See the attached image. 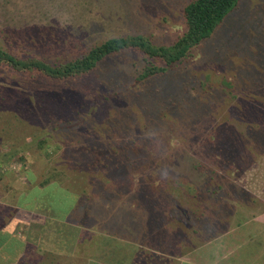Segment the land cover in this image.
Returning <instances> with one entry per match:
<instances>
[{
	"label": "rangeland",
	"instance_id": "374dc122",
	"mask_svg": "<svg viewBox=\"0 0 264 264\" xmlns=\"http://www.w3.org/2000/svg\"><path fill=\"white\" fill-rule=\"evenodd\" d=\"M193 1L0 0V46L21 57L37 55L49 61L63 62L84 56L91 48L109 38L127 34H142L155 44L171 45L184 34V10ZM146 65L147 62L139 51L128 49L107 56L86 76L61 80L60 83L45 79L33 83L28 78L26 81H18L12 88L4 84L1 92L5 94L17 88V85L22 92L19 96L21 102L15 110L5 115L0 114V129L13 131V123L31 126L29 122H34L36 125L37 120L42 122L47 118L46 113L49 111V115L58 116L59 120L48 130L44 129L43 135L51 136L53 142H60L65 153L79 150V140L74 136L78 129L82 131L89 126H99L97 122L100 120L107 123L110 129L114 122L122 123L125 120L130 130L128 136L131 140L127 142L128 146H132L135 139H141L145 146L151 140V148L145 154L158 148H153L154 140H160L161 149L168 154L174 153L173 147H178L177 153L173 154L171 166L177 175L191 178L204 191H207L208 183L213 181L211 178H215L216 182L224 183V186H229L234 191L246 190L247 194L256 196L260 201H257L259 209L239 214L243 218L242 225L245 224L243 228L253 229L254 235H236L235 246L220 249L224 255L219 259H214L217 257V250L214 243H211L210 248L203 245L201 248L205 247V250H195L181 260L195 261L194 258L197 260L199 253L201 264L209 261L210 264H217L218 261L222 264H264V220L252 219L264 209V155L259 156L252 164L241 162V165L244 163L249 169L242 168L237 172L229 171L223 156L218 161L214 157L205 156V153H211L215 148L212 141L206 139L209 132L225 130L227 142H219L216 147L221 146V153L233 160L237 157L241 159L243 152L249 150L255 142L264 145V128L256 129L257 123H264V0H238L237 6L194 49L188 61L176 68L140 79ZM3 82L0 75V84ZM69 107L68 114L63 112ZM223 114V119L230 118L232 128L219 124ZM172 121L177 123L171 125ZM34 133L36 132L30 134ZM197 136L203 143L196 140ZM228 137H231V142H228ZM31 139L32 136L27 137V141ZM9 141L14 143V140ZM244 141L249 143V147L242 145ZM136 149L139 157L130 158L133 163L144 159L142 150L140 149L139 154V148ZM27 150L31 152L29 167L32 168L35 164V170L44 167L45 161L40 150L32 145ZM7 151L5 145L1 144L0 155L5 156ZM124 159L127 157L124 156ZM197 159L208 164L202 172L194 167ZM14 161L15 168L10 166L8 169H14L15 175L0 174L2 225L18 212L13 205L27 188L23 177L27 168ZM214 165H219V169L213 174L211 169ZM135 167L136 165L133 166ZM127 175L132 182L138 183L141 191L140 181L133 179L136 174ZM184 183L182 180L176 185ZM137 194L144 205L135 209L139 218L133 221L134 227H145L146 233L153 232L155 237L156 232L163 231L160 227L169 223L170 207L166 205L168 195L175 198L172 203L182 208L186 205L184 195L180 191L172 193L171 188L166 189V185H159L157 192L150 193L145 198L141 197L140 192ZM89 203L87 200L84 206L68 217L78 223V230L75 232L86 245L84 249L88 251V255L82 257L95 259L93 264H131L133 254L140 249V243L123 240V237L115 234L102 235L103 227H97L99 210L95 208L93 218H89L86 209L92 208ZM41 206H37L36 214H33L36 220L45 221L49 218L55 221L56 217L50 206ZM133 208L134 205L132 210L135 212ZM112 216V212L104 213L101 223L108 224ZM250 219L252 220L248 221ZM177 228L178 226L175 230ZM241 228L242 226L237 227L238 230ZM131 229L130 223L124 231L120 229L119 232L123 233L122 236H128ZM46 230L52 229L47 227ZM177 232L180 235V230ZM233 237L234 232L231 234L229 231L220 239L227 244ZM179 240H174V247ZM48 248L53 250L58 247L50 242L47 246L42 244L39 251L28 250L23 253V263L63 264L58 261L61 252L54 250V256L49 258L44 251ZM58 254L60 255L57 257ZM209 255L214 256L209 259ZM74 261L70 264H74ZM154 264L162 262L156 261Z\"/></svg>",
	"mask_w": 264,
	"mask_h": 264
},
{
	"label": "trees",
	"instance_id": "16d2710c",
	"mask_svg": "<svg viewBox=\"0 0 264 264\" xmlns=\"http://www.w3.org/2000/svg\"><path fill=\"white\" fill-rule=\"evenodd\" d=\"M237 4L238 0H194L184 10L186 26L184 34L171 45L155 44L148 36L142 34H127L109 38L91 48L84 56L63 62L49 61L37 55L21 57L0 46V75L4 79V82L0 84V114L13 112L21 102L19 98L22 92L21 87L17 85V88L5 94L1 92L4 84L12 88L18 81H26L28 78L33 83L43 79L58 83L61 80L86 76L97 68L101 60L123 50H137L147 62L140 79L176 68L179 64L188 61L194 49L214 31ZM226 92L228 94V91ZM69 109L70 107L63 112L68 114ZM46 115L47 118L42 122L37 120L36 125L34 122H29L31 126L13 123L15 134L12 130L9 131L10 129L7 131L0 129V146L4 144L8 149L5 156L0 155V174L15 175L14 169H8L10 166L15 168L13 167L15 159L17 160L14 162L27 168L23 176L26 179V191L18 196L13 205L17 207L18 212L16 211L7 223L3 225L0 223V264H24V252L39 251L42 244L47 246L50 242L58 248L44 249L48 257L54 256L53 252L56 250L61 252V255L56 256L60 255L58 261L63 264H70L72 260H75L74 264L95 263V259H89L91 257L87 259L82 257L88 255V251L84 249L86 245L80 241L78 233L75 232L78 230V223L68 219L69 215H73V212L84 206L87 200L90 202L89 207H92L86 208L89 218H93L95 208L99 210L100 219H97V227H103H100L104 230L102 235L115 234L123 237V240L140 243V249L133 254L131 264H154L156 261H161L162 264H198L196 258H194L195 261L181 259L199 247L223 236L231 229L241 226L243 218L239 217V214L256 208L257 201L260 202L258 199L250 201L251 194H247L246 190L234 191L229 186H224V183L216 182L215 178H211L213 181L208 183L207 191H204L197 183H193L194 180L191 178L177 175L171 166L174 161L173 154L177 153L178 147H173L174 153L168 154L161 149V141L154 140L153 148H158L151 149V153L145 154L146 150L151 148V140H148L145 146L141 139L138 141L135 139L133 145L128 146L127 142L131 140L128 136L130 130L125 120L122 123L114 122L112 129L108 128L107 123L105 124L102 120L97 122L101 128L99 125L86 127L82 131L78 129V133L74 136H77L79 140L77 141L79 150L74 153H65L60 142H53L51 136L43 135L44 129L48 130L59 120L58 116L49 115V111ZM224 115L219 124L232 128L230 118L223 119ZM176 123L172 121L170 124ZM263 128V122L257 123L256 129ZM31 132L36 133L31 135ZM226 135L225 130L206 134V139L212 141L215 148L211 153H205V156L214 157L217 161L223 156L229 170L239 171L242 168L247 170L249 166L244 163L241 165V162L247 161L252 164L264 152V145L255 142L249 150L243 152L241 159L237 157L233 160L225 157L219 150L221 146H216L220 144L219 142H227ZM31 136V141H27V137ZM230 138L228 137V142H231ZM9 139L14 140V143H10ZM196 140L203 143L199 136ZM30 145L40 150L38 151L45 161L44 167L36 170L34 167L37 164L32 168L29 167L31 152L27 150V147ZM242 145L249 147L247 141H244ZM134 147L139 148V154L140 149L143 152L141 155L144 159L141 162L133 163L130 160L132 157H139ZM124 156L127 157L126 160ZM163 158L165 159L161 161ZM135 165L136 167L133 168ZM194 167L198 172H202L208 164L206 165L202 159H197ZM218 169L219 165H214L211 171L214 174ZM106 171L110 173L107 174ZM127 173L136 174L133 179L140 181L141 191H139L138 183L132 182ZM120 175L124 176L123 179L119 178ZM182 180L185 181L184 184L176 185ZM159 185L161 187L166 185V189L171 188L172 193L180 191L184 195L186 205L184 204L182 208L172 203V199L175 198L168 195L166 205L170 207L169 223L160 227L163 231L156 232L155 237L153 232L146 233L145 227L139 229L137 226L136 229L133 221L139 218V213L135 209L144 205L137 193L140 192L141 197L145 198L149 196L148 194L157 192ZM40 204L50 206L53 216L56 217L55 221L49 218L43 222L36 220L32 213L37 206L42 207ZM133 205L136 213L132 210ZM107 212H112L113 216L108 224H102L103 214ZM1 218L0 211V220ZM51 222L54 224L52 225ZM130 223L133 229L128 231V236L131 235V239L128 236H122L123 233L119 232L120 229L124 231ZM176 226H178L177 230H175ZM47 227L52 230L47 231ZM137 235L139 237H136ZM173 239L175 241L180 239L175 247ZM151 260L153 261L149 262ZM27 264H29L28 261Z\"/></svg>",
	"mask_w": 264,
	"mask_h": 264
},
{
	"label": "crops",
	"instance_id": "0c3cea01",
	"mask_svg": "<svg viewBox=\"0 0 264 264\" xmlns=\"http://www.w3.org/2000/svg\"><path fill=\"white\" fill-rule=\"evenodd\" d=\"M261 155H264V152L263 153H261ZM244 163H247V161H244ZM249 169V168H248ZM230 172H237L236 170H234V169H232V170H229ZM253 196V195H252ZM257 197L255 196H253V197H250V201H254L255 199H256ZM263 202V200L261 199V204H263L262 203ZM259 206V205H258ZM258 206L256 207V208H253V209H251V210H256V209H259L258 208ZM36 209V208H35ZM260 209H262L261 207H260ZM36 210H33V213L32 214H36V212H35ZM262 218V220H264V209L262 210V212H260V213H258L255 217H253L252 219L253 220H255V219H261ZM32 219H34L33 217H32ZM252 219H250V220H248V221H251ZM247 220H246V222L245 223H247L248 222ZM43 222V221H42ZM241 226H242V228H241V230H238L237 229V227H235L234 229H231L230 231H231V234L234 232V237H233V239L232 240H229L228 241V243L226 244V241L225 240H223V239H220V237L219 238H217V239H215V240H213V241H211V242H209V243H207L205 246H208V248H210L209 247V245L211 244V243H214L213 245H214V248H216V250H217V254H216V258H214V259H219L222 255H224L223 253H221V251H220V249L222 250V249H227V248H229V247H231V246H235V241H234V239H235V237H236V235H238L239 233L240 234H245V235H247V233L249 234V235H254L253 234V229H251V230H246V228L244 227L243 228V226H245V224L244 225H242L241 224ZM240 227V226H239ZM202 250H205V247H203V248H201V247H199L198 249H197V251H202ZM262 250V249H261ZM263 252H264V250H262ZM204 252V251H203ZM214 256V255H213ZM213 256H211V255H209L208 257H209V259H212L213 258ZM224 259H226V258H224ZM204 262H206L207 263V261L205 260V258H204ZM210 262V261H209ZM207 263V264H210V263ZM197 263L198 264H201V257H200V254L199 253H197ZM217 264H222L220 261H218L217 262Z\"/></svg>",
	"mask_w": 264,
	"mask_h": 264
}]
</instances>
